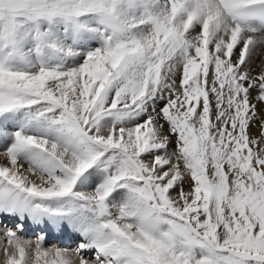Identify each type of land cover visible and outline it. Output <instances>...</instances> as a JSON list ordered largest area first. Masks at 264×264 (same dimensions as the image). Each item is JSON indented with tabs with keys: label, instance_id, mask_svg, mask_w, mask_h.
<instances>
[{
	"label": "snow or ice",
	"instance_id": "6c2138e0",
	"mask_svg": "<svg viewBox=\"0 0 264 264\" xmlns=\"http://www.w3.org/2000/svg\"><path fill=\"white\" fill-rule=\"evenodd\" d=\"M0 237L5 264H264V0H0Z\"/></svg>",
	"mask_w": 264,
	"mask_h": 264
},
{
	"label": "rangeland",
	"instance_id": "374dc122",
	"mask_svg": "<svg viewBox=\"0 0 264 264\" xmlns=\"http://www.w3.org/2000/svg\"><path fill=\"white\" fill-rule=\"evenodd\" d=\"M33 242H34V240H33ZM49 246H50V244L49 245H46L45 247H49ZM33 248H34V243H33ZM30 255H32V253H30ZM32 258L34 259V256ZM0 264H5V256H4V253H3V249L2 248H0Z\"/></svg>",
	"mask_w": 264,
	"mask_h": 264
},
{
	"label": "bare ground",
	"instance_id": "6f19581e",
	"mask_svg": "<svg viewBox=\"0 0 264 264\" xmlns=\"http://www.w3.org/2000/svg\"><path fill=\"white\" fill-rule=\"evenodd\" d=\"M32 240H35V237ZM0 241L2 242V238L1 237H0Z\"/></svg>",
	"mask_w": 264,
	"mask_h": 264
}]
</instances>
